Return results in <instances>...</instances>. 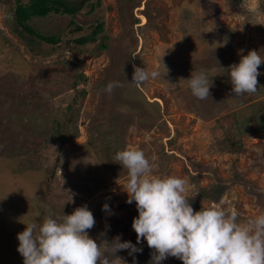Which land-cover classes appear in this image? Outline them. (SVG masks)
<instances>
[{"label":"rangeland","instance_id":"374dc122","mask_svg":"<svg viewBox=\"0 0 264 264\" xmlns=\"http://www.w3.org/2000/svg\"><path fill=\"white\" fill-rule=\"evenodd\" d=\"M26 1L0 0V13L12 14L15 2ZM64 1L77 8L75 15L28 21L55 44L34 36L28 42L27 33L12 30L13 19L0 18V114L24 103L23 124L10 133L0 126V264H23L17 234L27 223L81 206L96 221L90 238L119 236L142 249L117 252L126 264H151L153 250L145 240L137 244L131 226L138 212L122 188L127 170L113 160L128 147L155 158V175L188 178L190 195L219 186V199L202 201L204 208L235 206L241 222L264 213V64L251 95L234 97L227 74L249 50L264 55V0H100L91 11L94 0ZM98 22L97 41L74 42ZM100 42L103 51L96 49ZM164 49L168 74L142 87L130 84L134 67L153 70ZM81 64L85 80L72 89ZM202 69L216 75L206 100L185 81ZM113 81L122 86L104 92ZM231 141L242 151L233 153ZM161 264L183 262L168 257Z\"/></svg>","mask_w":264,"mask_h":264},{"label":"clouds","instance_id":"9594fccd","mask_svg":"<svg viewBox=\"0 0 264 264\" xmlns=\"http://www.w3.org/2000/svg\"><path fill=\"white\" fill-rule=\"evenodd\" d=\"M257 10L258 5L253 11ZM0 18L11 20L13 16L5 11ZM226 43L227 39L216 47ZM166 54L164 49L158 66L151 71L134 67L130 84L142 87L149 80L163 79L170 71L162 60ZM261 64L264 55L249 50L247 55H241L239 63L229 66L227 74L234 97L256 93ZM214 76L203 69L192 72L185 80L186 86L197 99H209ZM121 86L113 81L103 91L111 94ZM154 159L134 147L120 150L113 157L127 170L122 188L128 197L126 203L134 201L138 212L131 226L137 244L145 240L153 250L151 264H161L168 257L183 264H264V213L241 222L235 206L214 204L194 211L189 203L195 197L189 194L192 190L189 179L155 175ZM58 171L61 178L62 170ZM102 210L111 213L108 204L102 205ZM95 223L87 206L76 208L70 215H47L38 222L34 218L17 234V251L23 264H126L117 252L128 250L132 255L142 251L129 241L121 242L119 236L111 242L104 239L97 243L88 235Z\"/></svg>","mask_w":264,"mask_h":264},{"label":"trees","instance_id":"16d2710c","mask_svg":"<svg viewBox=\"0 0 264 264\" xmlns=\"http://www.w3.org/2000/svg\"><path fill=\"white\" fill-rule=\"evenodd\" d=\"M99 5L100 0H94V3L90 4L89 11L98 7ZM76 13L77 8L74 6H70L64 0H27L26 3L15 2L14 10L12 12L14 24L12 30L17 32L21 36L24 32L27 33L29 36L27 38L28 42L32 41L31 37L34 36L41 42L55 44L58 41L56 38L42 36L41 34L34 32L29 27L28 21H30L32 18L45 17L49 14L75 15ZM101 30L102 24L101 22H98L94 27L91 28V30L87 34L75 39L74 42L78 45L94 43L95 41H97V35L101 32ZM105 47V44L100 42L97 45L96 49L97 51H103ZM129 61L130 59L128 57L126 63H129ZM81 67L82 64L79 66L78 72L73 75V80L71 82L72 89L76 88L79 82H83L85 80V78L81 74ZM81 94L84 95L83 90L81 91ZM23 105L24 103L22 102L16 103L15 107L17 106V111L10 110L2 112L0 114V126L2 127V129H4L3 131H5V128H7L9 129V132L12 129H16L18 124H23V121L20 120L21 117L19 116L20 109ZM261 106L264 109V105ZM62 107L68 108L69 105L63 103ZM42 119L45 123H47L48 118L46 116H43ZM8 132L3 133V136H7ZM54 133L56 136H58L59 130L57 129V127L55 128ZM73 135H76L75 131L73 132ZM230 147L233 153L242 151L235 141H231ZM9 155L13 156V154ZM221 192L222 189L215 184L199 187L196 191V194L194 195L195 197L190 199L189 203L193 206L195 211H200L201 208H204L201 205L202 201H217L219 199V196L221 195Z\"/></svg>","mask_w":264,"mask_h":264},{"label":"bare ground","instance_id":"6f19581e","mask_svg":"<svg viewBox=\"0 0 264 264\" xmlns=\"http://www.w3.org/2000/svg\"><path fill=\"white\" fill-rule=\"evenodd\" d=\"M143 19V21H144V18H142Z\"/></svg>","mask_w":264,"mask_h":264}]
</instances>
